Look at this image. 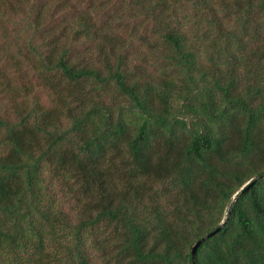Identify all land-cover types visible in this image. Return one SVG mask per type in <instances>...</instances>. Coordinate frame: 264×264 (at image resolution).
<instances>
[{
    "label": "trees",
    "instance_id": "16d2710c",
    "mask_svg": "<svg viewBox=\"0 0 264 264\" xmlns=\"http://www.w3.org/2000/svg\"><path fill=\"white\" fill-rule=\"evenodd\" d=\"M123 1L147 52L49 0L0 66V264H264V0Z\"/></svg>",
    "mask_w": 264,
    "mask_h": 264
},
{
    "label": "rangeland",
    "instance_id": "374dc122",
    "mask_svg": "<svg viewBox=\"0 0 264 264\" xmlns=\"http://www.w3.org/2000/svg\"><path fill=\"white\" fill-rule=\"evenodd\" d=\"M48 1L35 0L31 4L23 3V13L9 11L6 14V20L0 21V54L3 55L0 58V66L6 68L8 74L13 79L12 81L15 87L24 85L27 82H21L15 76H23L20 72L24 70L29 73L28 70L30 69L26 62V57L30 56L31 52L32 30L30 27L35 19L36 10L43 2ZM87 1L101 7L102 14L98 19L100 26H106L108 24L110 31L120 32L124 38H130L135 28L139 32L135 39L136 43L134 42L135 51H148L147 47L142 46L140 36L151 33L150 29H147V26L151 28L153 22L148 21L145 15H137V13L133 15L127 2L123 0ZM13 2L14 5L19 3L18 0H13ZM69 208H71V204L67 206V209Z\"/></svg>",
    "mask_w": 264,
    "mask_h": 264
},
{
    "label": "water",
    "instance_id": "95a60500",
    "mask_svg": "<svg viewBox=\"0 0 264 264\" xmlns=\"http://www.w3.org/2000/svg\"><path fill=\"white\" fill-rule=\"evenodd\" d=\"M253 184H250V186L247 188L249 189ZM246 189V190H247ZM228 219L229 217L227 218V220L215 231L211 232L210 234H208L207 236L201 238L197 243L196 245L194 246V249H193V259L194 261L196 260V253H197V250L198 248L208 239L212 238L213 236L217 235L219 232H221L223 230V228L227 225V222H228Z\"/></svg>",
    "mask_w": 264,
    "mask_h": 264
}]
</instances>
